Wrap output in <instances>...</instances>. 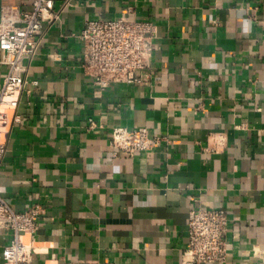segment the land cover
I'll return each instance as SVG.
<instances>
[{"label":"crops","instance_id":"obj_1","mask_svg":"<svg viewBox=\"0 0 264 264\" xmlns=\"http://www.w3.org/2000/svg\"><path fill=\"white\" fill-rule=\"evenodd\" d=\"M32 0H0L30 9ZM30 84L7 108L0 195L41 204L30 264H186L196 201L229 214L223 263L264 249V0H54ZM124 16L159 27L140 83L97 90L81 62L88 19ZM2 53L0 51V60ZM8 66L0 62V84ZM93 120L95 126H90ZM116 126L168 139L130 156ZM12 231L0 229V264Z\"/></svg>","mask_w":264,"mask_h":264},{"label":"built area","instance_id":"obj_2","mask_svg":"<svg viewBox=\"0 0 264 264\" xmlns=\"http://www.w3.org/2000/svg\"><path fill=\"white\" fill-rule=\"evenodd\" d=\"M58 19L54 0H32L30 9L19 5H4L0 13V62L8 66L7 74L0 84V167L6 153L5 127L19 119L12 118L7 108H17L21 95L29 89L27 78L30 62L38 54L46 22ZM159 27L148 19H127L124 16L98 17L85 21L78 37L83 44L81 65L91 76L94 87L104 91L115 83H140L150 67L154 41ZM90 126H95L90 120ZM167 135L152 134L146 126L128 128L116 126L111 131L110 145L130 156L150 151ZM41 204H33L17 210L0 195V229L12 231V238L3 250L4 264H30L33 249L37 246L32 238L41 217L46 213ZM188 239L182 253L186 264L223 263L226 261L230 243L229 214L221 207L196 201L189 211ZM255 264H264V249L254 247ZM64 264H81L67 260ZM88 264H115L92 261Z\"/></svg>","mask_w":264,"mask_h":264}]
</instances>
